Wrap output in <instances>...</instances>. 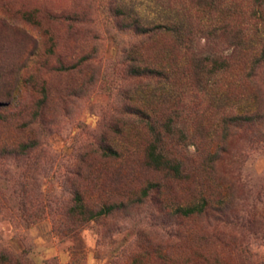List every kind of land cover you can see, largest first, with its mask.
Masks as SVG:
<instances>
[{
    "label": "rangeland",
    "instance_id": "obj_1",
    "mask_svg": "<svg viewBox=\"0 0 264 264\" xmlns=\"http://www.w3.org/2000/svg\"><path fill=\"white\" fill-rule=\"evenodd\" d=\"M252 4L0 0V264H264ZM213 49L243 62L210 73ZM154 121L179 177L148 164Z\"/></svg>",
    "mask_w": 264,
    "mask_h": 264
},
{
    "label": "trees",
    "instance_id": "obj_2",
    "mask_svg": "<svg viewBox=\"0 0 264 264\" xmlns=\"http://www.w3.org/2000/svg\"><path fill=\"white\" fill-rule=\"evenodd\" d=\"M253 2V11L251 14L252 21L255 25L261 24L264 25V0H252ZM138 22V21H137ZM134 27L138 28V23L134 25ZM240 32L234 33L233 37H240ZM238 47V46H236ZM213 53L210 58L206 59V62H211V70L210 73H219L226 72L230 68H238L231 67L226 62H243L242 57L237 54V50L232 51L231 54H225L222 51H218L213 49ZM252 54L249 58L248 62H251L249 65V78L252 89H254L255 94L259 98H264V46H259L258 48L252 49ZM230 121L232 123L244 121V118L241 116H231ZM249 121V120H246ZM164 125H162L163 127ZM166 127L169 125L165 124ZM154 140L152 144L149 145L146 151V157L148 160V164L156 170H163L172 173L174 176H180V164L175 160L169 158L165 153H163V147L165 144V136L167 133L160 131L157 126L156 121L153 122L151 127ZM108 155H116V153L111 149L107 148ZM206 202L202 201L199 204L189 205L185 207H178L175 210V215L178 217L189 218L195 215H200L205 211ZM111 207H106L105 210H101L102 212H109ZM100 212H94L92 210H88L86 206L83 204L82 199L79 195L75 198V207L72 209V215L78 217L81 220H91L98 217Z\"/></svg>",
    "mask_w": 264,
    "mask_h": 264
}]
</instances>
